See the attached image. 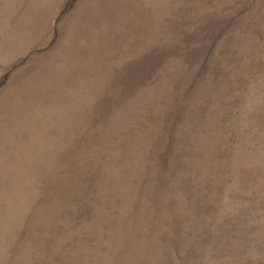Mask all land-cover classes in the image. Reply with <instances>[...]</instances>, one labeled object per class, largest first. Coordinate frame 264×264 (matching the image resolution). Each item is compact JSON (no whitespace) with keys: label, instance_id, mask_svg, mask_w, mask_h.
Masks as SVG:
<instances>
[{"label":"rangeland","instance_id":"obj_1","mask_svg":"<svg viewBox=\"0 0 264 264\" xmlns=\"http://www.w3.org/2000/svg\"><path fill=\"white\" fill-rule=\"evenodd\" d=\"M0 264H264V0H0Z\"/></svg>","mask_w":264,"mask_h":264}]
</instances>
